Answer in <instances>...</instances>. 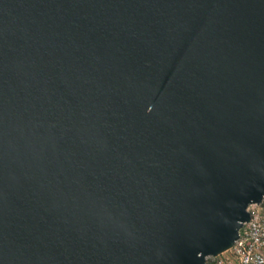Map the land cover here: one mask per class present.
Here are the masks:
<instances>
[{"label":"water","instance_id":"water-1","mask_svg":"<svg viewBox=\"0 0 264 264\" xmlns=\"http://www.w3.org/2000/svg\"><path fill=\"white\" fill-rule=\"evenodd\" d=\"M264 198V0H0V264H206Z\"/></svg>","mask_w":264,"mask_h":264},{"label":"built area","instance_id":"built-area-1","mask_svg":"<svg viewBox=\"0 0 264 264\" xmlns=\"http://www.w3.org/2000/svg\"><path fill=\"white\" fill-rule=\"evenodd\" d=\"M250 220L240 230L235 244L207 264H264V198L248 207Z\"/></svg>","mask_w":264,"mask_h":264},{"label":"rangeland","instance_id":"rangeland-1","mask_svg":"<svg viewBox=\"0 0 264 264\" xmlns=\"http://www.w3.org/2000/svg\"><path fill=\"white\" fill-rule=\"evenodd\" d=\"M214 256H210V257H208V259H207V262H209V263H213V261H214V258H213ZM207 264V263H206Z\"/></svg>","mask_w":264,"mask_h":264}]
</instances>
